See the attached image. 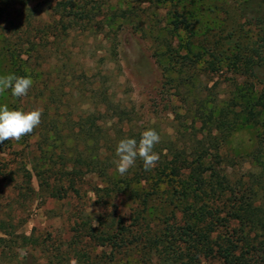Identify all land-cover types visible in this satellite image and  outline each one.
<instances>
[{"label":"rangeland","instance_id":"374dc122","mask_svg":"<svg viewBox=\"0 0 264 264\" xmlns=\"http://www.w3.org/2000/svg\"><path fill=\"white\" fill-rule=\"evenodd\" d=\"M59 1L30 2L33 18L27 20L35 29L31 32L26 24L17 29L7 22L0 24V76L19 74L22 65L21 76L33 80L26 97H13L10 90L0 93V105L25 112L42 109V113L49 106V112L68 118L71 126L81 115L94 111L97 89L105 80L116 99L135 105L143 119L157 124L162 133L173 134L176 123L182 120L175 111L184 113V109H179L181 102L169 94L174 90L165 84L159 62L164 46L159 41L173 28L178 13L191 17L194 35L181 30L173 39L174 46L183 49L191 41L195 51H205L199 82L218 86L223 97H229L236 87L264 95V84L245 74L243 66L248 51L258 47L262 25L241 14L250 3L258 1L264 6V0H85L90 9L97 1L103 5L102 10H93L98 16L92 30L78 26L58 37L59 26L47 31L44 25L60 21L51 11ZM77 3L83 4L81 0ZM22 10L19 6L9 8V17L26 20ZM125 10L127 18L109 21L103 16L115 12L119 16ZM144 30L160 32L159 38L153 34L148 37ZM214 41H219L216 56L208 49L210 46L214 51ZM213 61L216 64L212 67ZM53 92L55 102L49 100ZM181 117L191 125L190 119ZM39 131L38 126L21 140H11V147L0 153V168L7 165L5 172L12 177L0 185V216L16 228L13 235L0 232L4 237L0 264H160L148 247L135 243L142 229L129 227L136 204L127 195H98L97 188L105 184L94 173L77 179L72 188L67 174L70 169L63 170L55 155L51 160L52 154L45 151L50 143L60 145L61 140L41 142L44 136H39ZM257 133L254 125L241 126L225 146V153L238 160L236 172L250 168L249 155ZM24 168L33 175L32 190L23 184ZM151 219L148 225L153 230L163 226ZM122 231L129 242L122 248H113L112 241L101 238L112 233L119 241ZM204 264L221 263L209 259Z\"/></svg>","mask_w":264,"mask_h":264},{"label":"trees","instance_id":"16d2710c","mask_svg":"<svg viewBox=\"0 0 264 264\" xmlns=\"http://www.w3.org/2000/svg\"><path fill=\"white\" fill-rule=\"evenodd\" d=\"M31 1L0 0V24L10 23L15 29L26 24L28 31L35 30L31 29L33 22L27 20L33 18ZM78 1H59L51 11L59 15L60 21L55 25L46 23L44 30L58 29L59 26L58 37L78 26L92 30L98 16L93 10L100 11L103 5L97 1V5L90 9L88 2L81 0V4ZM15 6L23 8L26 20L9 17V8ZM121 14L105 13L103 16L109 17V21L120 16L127 18V10ZM241 14L250 22L262 25L258 47L248 51L243 63L245 74L248 72L262 85L264 6L258 1L250 3ZM174 16L176 20L167 33L169 35L159 41L164 46L159 62L165 84L174 90L169 94L181 102L179 109H184V113L175 111L178 120L179 116L182 120L176 123L173 134L162 133L157 124L151 125L143 119L135 105L116 99L105 80L97 89L98 102L94 111L81 115L70 126L72 121L66 117L61 119L58 112H49L47 106L42 113L38 134L44 136L41 142L44 139L61 140L60 145L50 143V148L45 151L52 154L51 160L60 161L63 170L70 169L66 173L72 188L77 179L94 173L105 184L97 188L98 195H127L136 204L129 227L142 229L135 243L141 242L148 247L154 256H158L160 264H204L209 259L221 264H264V95L257 96L249 88L236 87L229 97H223L218 86L209 87L199 82L205 51H195L191 41L183 49L174 46L173 39L180 36L181 30L194 35L191 17L179 13ZM143 32L156 38L160 34ZM218 44L219 41H214V51L209 46L212 56H216ZM113 49L116 50V46ZM215 64L213 61L210 65ZM23 68L19 66L20 72L16 76L22 75ZM49 100L56 101L55 92ZM181 116L190 119L191 125H186ZM250 124L258 129L255 148L249 155L250 168L236 172L234 168L238 160L225 153L224 148L239 127ZM149 128L161 137L154 149L160 156L157 166L146 171L143 162L137 159L132 168L120 175L116 171L118 142L125 138L139 141L141 134ZM10 147L11 140L5 141L0 144V153ZM60 148L61 153H58ZM46 154L43 155L45 160ZM6 169L7 165L0 168V185L12 180ZM22 176L25 188L32 190V173L24 168ZM149 218L163 226L153 230L148 225ZM13 226L0 216L2 234L13 235L16 229ZM125 234L120 233L119 241L112 233L101 238L112 241L113 248H122L129 244ZM2 241L4 237L0 236Z\"/></svg>","mask_w":264,"mask_h":264},{"label":"clouds","instance_id":"9594fccd","mask_svg":"<svg viewBox=\"0 0 264 264\" xmlns=\"http://www.w3.org/2000/svg\"><path fill=\"white\" fill-rule=\"evenodd\" d=\"M33 85V80L26 76L7 74L0 76V93L8 90L16 98L26 97ZM42 109L31 111L10 110L4 104L0 105V144L5 141H19L24 136L33 133L41 123ZM161 137L154 129L145 130L137 141L134 138L121 139L116 146V171L124 175L132 168L137 159L143 162L146 171L157 166L160 156L154 151Z\"/></svg>","mask_w":264,"mask_h":264}]
</instances>
